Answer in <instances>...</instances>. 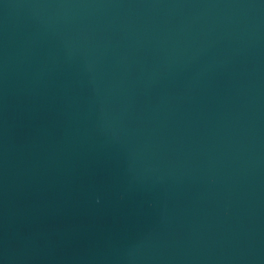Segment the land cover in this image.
I'll return each instance as SVG.
<instances>
[{
    "label": "water",
    "instance_id": "1",
    "mask_svg": "<svg viewBox=\"0 0 264 264\" xmlns=\"http://www.w3.org/2000/svg\"><path fill=\"white\" fill-rule=\"evenodd\" d=\"M0 264H264V0H0Z\"/></svg>",
    "mask_w": 264,
    "mask_h": 264
}]
</instances>
